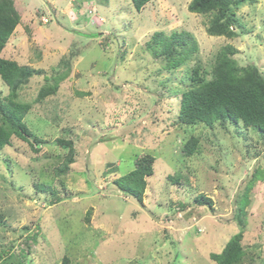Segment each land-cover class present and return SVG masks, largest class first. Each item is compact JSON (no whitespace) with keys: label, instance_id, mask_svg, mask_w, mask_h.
<instances>
[{"label":"rangeland","instance_id":"obj_1","mask_svg":"<svg viewBox=\"0 0 264 264\" xmlns=\"http://www.w3.org/2000/svg\"><path fill=\"white\" fill-rule=\"evenodd\" d=\"M190 2L153 0L138 11L132 0H15L21 22L1 55L39 72L19 99L32 104L24 120L43 139L37 151L17 137L0 150V251L15 253V264L65 256L72 264H217L211 253L240 231L238 264H264V135L242 124L178 122L191 69L210 72L225 45L264 73V0L237 10L234 38L209 35L210 15L191 12ZM183 31L197 49L170 68L153 38ZM59 74L57 93L37 101L45 76L50 83ZM0 92H10L1 77ZM191 135L200 140L187 156ZM59 137L76 150L65 175L56 172L68 152ZM147 153L156 160L140 203L112 181ZM251 179L241 228L235 199ZM199 194L213 207L196 203Z\"/></svg>","mask_w":264,"mask_h":264},{"label":"trees","instance_id":"obj_2","mask_svg":"<svg viewBox=\"0 0 264 264\" xmlns=\"http://www.w3.org/2000/svg\"><path fill=\"white\" fill-rule=\"evenodd\" d=\"M109 0H101L106 3ZM153 0H132L133 5L141 11ZM256 0H191L188 9L199 14H209L207 32L212 36L237 37V26L241 24L237 17V10L248 2ZM81 9V6L79 7ZM87 13V8H84ZM80 14V10L77 11ZM83 13V12H82ZM98 15L96 14L95 20ZM89 18V17H88ZM21 22V15L16 8L15 0H0V77L10 92L4 98L0 92V150L11 146L14 137L33 146L42 143L43 139L33 135L32 130L24 120L32 104L19 99V90L37 72L30 65H21L18 61L3 57L2 51L9 38ZM163 35V36H162ZM158 46L152 47L157 56H163L170 68L181 65L193 56L197 49V43L189 32H173L170 36L156 34L153 38ZM237 49L232 44L221 48L212 70L202 71L201 66L191 69L190 82L180 94L178 122L184 125L197 123L205 126H213L215 123L223 125L230 123L242 124L245 127L254 128L264 135V73L258 65L251 63L241 65L234 55ZM66 78V74L50 77L45 76L44 84L38 93L37 101L45 99L49 95L57 93L60 82ZM185 128V127H184ZM199 137L191 135L186 139L183 150L187 156L195 153ZM59 145L68 148L63 162L56 168L58 175L67 174L71 165L76 160L75 144L72 139L57 138ZM156 156L151 153L137 157L134 167L124 174L116 173L117 177L112 181L119 190L135 197L143 203L148 187V176L154 174ZM111 171L118 172L119 167L110 163ZM253 179L246 184L243 192L238 193L235 199V219L241 228L245 224L244 214L250 203V191ZM44 189L45 188H41ZM202 206L213 207V200L206 194H199L195 200ZM4 215L0 212V223L4 221ZM200 231H202L199 228ZM34 236L37 234L34 233ZM242 231L235 233L224 246L220 253H211V258L217 264H238L244 256L242 245ZM16 254L0 251V259L4 264H15ZM23 264L22 260L17 262ZM27 264V262H25ZM61 264H72L71 259L65 256Z\"/></svg>","mask_w":264,"mask_h":264}]
</instances>
